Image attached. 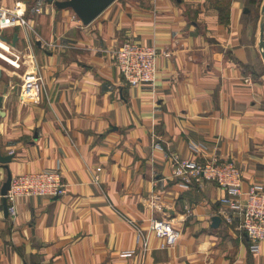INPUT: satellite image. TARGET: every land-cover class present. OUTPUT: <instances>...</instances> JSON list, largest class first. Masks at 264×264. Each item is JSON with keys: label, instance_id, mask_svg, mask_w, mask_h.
<instances>
[{"label": "crops", "instance_id": "obj_1", "mask_svg": "<svg viewBox=\"0 0 264 264\" xmlns=\"http://www.w3.org/2000/svg\"><path fill=\"white\" fill-rule=\"evenodd\" d=\"M29 1L0 0L28 21L0 30L28 62L0 59V152L12 176L60 168L66 193L22 197L6 217L0 162V264H264L227 190L183 183L165 157L230 159L243 191L264 186V0H113L88 23L70 0ZM126 40L170 50L154 83L124 80L113 51ZM35 67L45 87L23 101ZM127 218L171 220L180 237L162 249L149 233L144 251Z\"/></svg>", "mask_w": 264, "mask_h": 264}, {"label": "built area", "instance_id": "obj_2", "mask_svg": "<svg viewBox=\"0 0 264 264\" xmlns=\"http://www.w3.org/2000/svg\"><path fill=\"white\" fill-rule=\"evenodd\" d=\"M25 14V10H12L0 4V30L16 25L28 26ZM160 56L170 57L171 52L168 49L161 50L155 44L145 45L134 40L124 41L113 51L115 65L131 87L155 82L158 72L157 60ZM0 59L15 69H21L28 63L24 56L14 51L1 35ZM33 63L34 61L32 65ZM44 87L45 80L37 67L31 71L25 70L20 96L23 101L31 100L39 96ZM155 146L162 148L158 142ZM165 157L172 166L173 174L183 183L200 185L204 182H212L227 190L229 196L223 197L221 202L236 215L239 228L252 242L251 251L259 252V244L264 240V186L255 183L248 190L243 191V172L236 162L230 159L213 157L199 162L170 150H166ZM101 169V167L96 168L94 182H100L98 172ZM65 193L66 184L58 167L13 176L6 195L9 216L17 215L18 200L22 197L58 198ZM127 219L144 238V251L149 249V233L161 239L162 249L174 246L180 237V231L171 220L152 218L148 221L147 228H143L136 221Z\"/></svg>", "mask_w": 264, "mask_h": 264}, {"label": "water", "instance_id": "obj_3", "mask_svg": "<svg viewBox=\"0 0 264 264\" xmlns=\"http://www.w3.org/2000/svg\"><path fill=\"white\" fill-rule=\"evenodd\" d=\"M53 1V0H48ZM113 0H70L66 5H71L76 9L77 14L80 16L83 22L88 23L93 20L108 4ZM264 10V8H263ZM262 45V56L264 59V40H261ZM2 95H0V107L2 106ZM12 155L3 156L0 152V162L5 165L7 169V178L1 188V196L3 197L4 214L6 217L9 216L8 203H7V192L11 185L12 172L9 169L8 162L12 159ZM221 223L220 216L213 217V226L217 227Z\"/></svg>", "mask_w": 264, "mask_h": 264}, {"label": "rangeland", "instance_id": "obj_4", "mask_svg": "<svg viewBox=\"0 0 264 264\" xmlns=\"http://www.w3.org/2000/svg\"><path fill=\"white\" fill-rule=\"evenodd\" d=\"M29 2H31V0L29 1ZM8 64V63H7ZM34 70V69H33Z\"/></svg>", "mask_w": 264, "mask_h": 264}, {"label": "bare ground", "instance_id": "obj_5", "mask_svg": "<svg viewBox=\"0 0 264 264\" xmlns=\"http://www.w3.org/2000/svg\"><path fill=\"white\" fill-rule=\"evenodd\" d=\"M23 6V5H22Z\"/></svg>", "mask_w": 264, "mask_h": 264}]
</instances>
